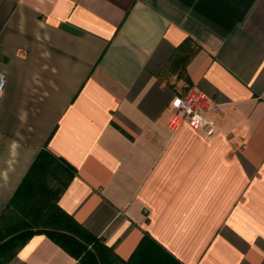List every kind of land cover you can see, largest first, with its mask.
I'll return each mask as SVG.
<instances>
[{
	"label": "crops",
	"instance_id": "0c3cea01",
	"mask_svg": "<svg viewBox=\"0 0 264 264\" xmlns=\"http://www.w3.org/2000/svg\"><path fill=\"white\" fill-rule=\"evenodd\" d=\"M0 218L42 149L58 206L127 260L264 264V0H0ZM187 87L219 135L168 127ZM7 264H80L32 237Z\"/></svg>",
	"mask_w": 264,
	"mask_h": 264
},
{
	"label": "trees",
	"instance_id": "16d2710c",
	"mask_svg": "<svg viewBox=\"0 0 264 264\" xmlns=\"http://www.w3.org/2000/svg\"><path fill=\"white\" fill-rule=\"evenodd\" d=\"M75 168L42 149L0 218V264H7L32 237L43 235L80 264H181L149 236L127 260L58 206Z\"/></svg>",
	"mask_w": 264,
	"mask_h": 264
},
{
	"label": "built area",
	"instance_id": "2783aa9c",
	"mask_svg": "<svg viewBox=\"0 0 264 264\" xmlns=\"http://www.w3.org/2000/svg\"><path fill=\"white\" fill-rule=\"evenodd\" d=\"M5 82V76H0V91ZM210 97L197 88L187 87L183 94L174 97L169 105L171 117L168 127L177 131L187 125L194 129L204 140L210 141L218 137L219 132L214 120L210 117L212 111Z\"/></svg>",
	"mask_w": 264,
	"mask_h": 264
}]
</instances>
